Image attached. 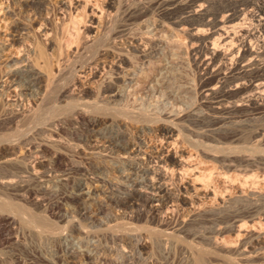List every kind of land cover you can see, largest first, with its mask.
I'll return each instance as SVG.
<instances>
[{
    "label": "bare ground",
    "instance_id": "1",
    "mask_svg": "<svg viewBox=\"0 0 264 264\" xmlns=\"http://www.w3.org/2000/svg\"><path fill=\"white\" fill-rule=\"evenodd\" d=\"M3 1L5 2L6 0H2L0 3L4 5ZM56 1L57 3L54 4H56L57 10L53 14L55 22L52 20L54 23L51 21L50 24L46 20L47 17H41L44 13H41L40 17L34 14L36 10L42 12L43 9L49 8V0H20V5L27 14L26 18L24 17L23 19L16 18L17 16L9 9L10 7L6 6L7 8L4 7V9L0 6V23H4L2 25L8 29L9 33L5 35L9 36L10 40L8 45L0 46V68L2 67L4 70V78L1 81L0 90L4 89V87L7 89V92L5 90L7 93L4 96L5 101H3L5 105L4 107L0 105V122L11 120L19 127V129L17 127L18 130L15 133H10L12 137L10 140L8 139V142L5 140L8 144L6 147L8 154L0 162L2 164L17 163L20 159L16 161V155H14L16 151L20 149L28 151L33 148V135L42 134L46 131L51 132L50 138L46 139L44 137L46 140L40 144L34 140L36 142L35 145L38 143L37 146L40 150L53 151V158L59 160L61 156L56 148H53L58 138L54 137L56 131L52 127L58 126L60 121L77 116L82 118L86 125L91 128L94 138L102 136L105 143L117 149L120 157L118 160H123L126 166L121 169L124 166L122 165L119 172L123 180L122 183L120 182L122 184L120 185L121 189L118 190L116 188L117 192H109L108 198L117 202L129 203L133 206H139L140 204L145 207V210L147 209L152 215L154 223L159 226H168L169 223L176 220L174 218H176V207L178 206L188 205L194 207L195 205H202L203 202L206 203V199L209 197V201L212 200L214 205L217 201V206L210 207L213 205L210 204V208L208 207L211 214L214 211H224L227 207L226 205L231 202L235 204V200L240 201L239 199L245 198L246 196L243 195L242 190L237 191L235 194L233 193L232 198L229 197L231 194L229 186L226 185L231 184L232 179H234L228 174L230 169L233 170L239 167L237 168L238 171H244L245 167L248 168L253 165L251 164L253 155H239L238 153V155H235L232 153L236 151L237 147L231 144L234 141L236 143V141L241 140L238 136L241 135L242 138L243 133L240 134L242 131L240 129L232 130L230 138L228 136L223 137L224 131L221 128H208L207 124L217 120L209 113L213 112V115L215 114L214 112L226 109L233 110V108L241 105H246L245 107L247 105H264V78L256 76L258 72L264 74V0H232L233 6L229 7L227 12L225 11V14H222V17H217L219 14L214 15L211 12V9L215 7V5L214 7L212 5L215 2L218 3L217 0ZM155 4H165L166 6H171L172 9L180 7V11H182L179 15H174V13V16L170 15L169 10L171 8L156 12L157 7L153 10ZM218 8L220 6L216 9L218 10ZM177 11L179 13V10ZM214 12L216 11L214 10ZM59 31L60 36H57L58 39L56 35ZM15 43H17V46L14 47ZM9 47H14V50L16 48L17 54H15V51L13 53L9 51ZM184 55L189 57V62L196 70L193 83H188L187 81V83L178 82V79L183 75L181 71L186 68L185 64H187V61H185L186 63L184 62V65L182 63L184 67L181 65L183 70L180 69L179 63L181 61L179 62V60L180 58L182 60ZM186 57L184 58L185 60H187ZM65 61H68L69 65H63ZM191 69H188V71ZM65 70L67 76L60 80V75ZM191 74H193L192 70ZM186 79L188 80V78ZM189 79H191L190 76ZM2 96L0 97L1 99ZM160 97L165 98L167 100L166 105L168 104L167 107H162V110L158 109V98ZM203 106L211 112L208 113L207 110H204L205 108H202ZM216 116L220 119L219 114ZM250 119L252 120L253 118ZM185 120L188 121L189 125L183 123ZM248 121L245 122L249 124ZM129 123L137 124L140 129L139 136L135 140L130 139L131 135L129 138L127 137L130 132ZM100 125L101 127H99ZM121 126H127L129 132L127 133V130L120 131L118 127L120 128ZM201 126H207V128H202ZM249 128L252 129L251 126ZM123 129L121 128V130ZM228 129H231V127ZM246 132L248 133V130ZM246 138L250 137L247 135ZM57 143L59 144L60 142ZM183 145L192 151V154H188L190 155L189 157L193 156L197 160L194 163L195 165L186 163L185 153L187 150H185ZM247 151L250 150L248 149ZM252 151L254 152L255 149ZM205 160L217 163L218 169L222 171L223 178L221 179H223L225 184L221 188L217 184L219 185L218 191L221 193L220 195L216 194L218 191L215 192L217 188L215 190L211 189L212 180L210 176L212 175L208 173L211 169L207 174L204 167L202 169V167L197 166V163L201 164ZM18 167L21 168L20 165ZM95 169L101 170V168ZM194 171H196V174ZM189 172H193L195 180L201 181L200 187L194 185V179H191L193 181L185 179L190 174ZM245 172L247 171L245 170ZM242 175L244 177L243 182H248L247 176L245 174ZM261 178L263 182H258L260 185L264 184V175ZM257 179L254 180L253 178L251 183H256ZM17 181L11 176L0 177V190L12 189L13 186H16ZM113 181L116 182L115 180ZM254 186L256 187L257 184ZM262 190L257 194L264 197ZM95 192V188L91 189L85 186L82 181H79L77 188L68 194V198L75 199V201L79 200L82 209L86 212L87 203ZM227 192L230 195L225 196ZM1 194L0 223L7 221L8 223L29 226L34 230L36 228V230L45 235V238L57 239V241L69 244L68 249L70 252L74 256L77 255L78 246H75L77 244L72 241L75 239L70 237L69 232H64L61 229L55 230L58 226H51L49 223L51 220H49L48 216L49 221L44 219L46 218L45 215L43 218L40 215H36V213L40 214V212L35 213L34 210V212L28 210L29 206H25L21 202L20 204H18L19 202H14L13 200L16 198L12 199L13 195L10 197L7 193V196L5 194L1 196ZM60 202L53 203L51 209L60 207ZM167 210L171 212L169 211L170 213L165 214ZM227 212L229 214V211ZM70 222L71 229L77 230V232L78 230L82 231L78 223ZM181 222L178 224H181ZM115 223L111 224L112 226L110 225L111 229L117 231L120 228L122 229L119 224L118 226ZM243 223L244 221L237 225L231 224L233 226L229 225V229L231 231L237 229L238 231V229L244 228L241 226L247 221ZM246 226L247 224H245ZM135 227L133 226L134 229ZM144 227L147 231L146 234H150V237L153 236V238L154 236L158 238L163 233V229L154 228V226L153 228L152 226L147 227V225ZM246 228L248 229L249 227L247 226ZM109 229L104 231H109ZM128 229H131V227ZM128 229L126 230L127 232L118 231L119 233H112L111 231L113 238L128 242L135 241L136 246L143 250L148 248L150 242L139 238L141 231L136 229L137 233L139 232V235H137L136 232H129ZM133 230L131 229V231ZM219 231L221 230L219 229ZM84 232L86 233L87 231L84 229ZM166 235L170 237L172 233H167ZM255 235L246 242L238 243L233 251L234 256H237L236 258H231L224 253L226 248L224 250L223 248L228 245H221L219 244L221 242L219 238L220 242H217L212 240L211 237H208L209 240L214 241L211 246L208 245V243H211L210 241L204 244L207 239L206 241L203 239L207 237H202L203 246L187 242L188 244L185 246L187 258L190 259L191 264H264V254L258 252L257 249L253 250V247L260 241V236ZM137 236L139 237L137 238ZM147 237L149 238V236ZM197 241L200 242V240ZM197 241L195 239V242ZM206 244L210 247H207ZM125 251L127 250L122 249L120 251L121 255L124 256ZM229 253L232 255L231 252ZM83 254L89 258L93 256L88 250H85ZM146 264L158 263L152 261Z\"/></svg>",
    "mask_w": 264,
    "mask_h": 264
},
{
    "label": "rangeland",
    "instance_id": "2",
    "mask_svg": "<svg viewBox=\"0 0 264 264\" xmlns=\"http://www.w3.org/2000/svg\"><path fill=\"white\" fill-rule=\"evenodd\" d=\"M0 1L2 2V0H0ZM19 1L20 0H11V1L8 0V2H7V0H6L5 2L3 1L4 5H3V3L2 4L0 3V6L2 8L6 7V6H8V8L10 7L9 9H11L15 13V16H17L16 18L23 19L24 17L26 18L27 14L25 13V11H23ZM90 1L92 2L93 0H90ZM231 1L232 0H220V1L217 0L218 3L215 2L212 5L213 7L215 5V7H214L215 9L211 6L216 12H214L213 9H211V12L214 15L219 14V16L217 15V17H222L225 14L224 12L225 11L227 12V9L229 7L233 6V3ZM49 2H48V4H49L50 9L47 7L46 9H43L42 12L40 10L39 11L36 10V11H34L35 12L34 14H36L37 16L40 17V14L44 13L43 15H41V17H47L46 20L50 24V22L52 20L54 21V18H55L53 14H55V12H56L55 10H57L56 9L57 6L54 3H57V1L56 0H49ZM216 6L217 7L220 6V8H218L219 13H218V10L216 9L217 8ZM156 7L158 9H156ZM165 8L169 10V8H171V6H166L165 4H159V5L155 4L153 6V10L156 9L155 10L156 12L163 10ZM177 8L178 7L173 8V9L171 8L172 10L171 9L169 10V12L171 13L170 15H172V16L179 15L182 10L180 11V7L178 9ZM220 9H221V11H222V9H224V11H222L223 13L220 11ZM177 10H179V13ZM49 19H51V20L49 21ZM53 21H52V23L55 22V21L54 22ZM2 24L4 25V23H0V46H2V45L5 46V45H8V43L10 42L9 36L5 35V34H8L9 31ZM1 25H2V27H1ZM59 34H60V31L57 33L56 37ZM15 46H17V43L14 44V47ZM14 47H11V48L9 47L10 48L9 51H12V53L15 51V54H17L16 53L17 50H16V48L14 50ZM185 57L186 56L184 55V57H182V60L180 58L179 62L180 61L181 62L180 63L178 62V63L181 66L182 63L184 65V62L187 61V64H185L186 65L185 67L188 69L192 68L191 70H192L193 74H191V70H189V71H188V69L186 70V68H183L184 66L182 65L183 67L181 66L180 69L181 68L184 69V70L181 69L184 71V72L183 71H181V72L183 73V75L184 74L185 75L184 76L182 75L180 77V79H178V82L182 81L180 83H183V82L185 83L187 81L188 83L189 82L193 83L196 70H195L194 66L191 65V62H189L190 61L189 57H186L187 60L184 59ZM63 65L67 66V65H69V62L65 61V63ZM66 70L60 75V80H63V78H66L65 77V76H67ZM186 71H187V73H185ZM188 74H190V75H188ZM186 75H188V76H186ZM189 76L191 79H189ZM256 76L258 78H264L263 77L264 74L261 72L256 73ZM260 76H262V77H260ZM3 78H4V70L1 67L0 68V84H1V81L3 80ZM186 78H188V80ZM2 89L0 90V97L3 94H5V95L2 96V99L0 98V103H1L0 105H1V107L2 106L4 107L5 103L3 104V101H5L4 96H6V94H7L6 93L7 89H5V87L3 89L4 91ZM5 90H6V92H5ZM1 91L3 92V94ZM158 99H159L158 100V103H159L158 109L159 110H162L164 107L168 106V104L166 105L167 100L165 98L163 99L160 97ZM160 100H162L163 102ZM245 106L246 105H241L239 107H236L237 110H236V108H233L234 111L232 109H226L227 111L221 110L219 112H214L215 114H213V115H212L213 112L209 113L211 111L207 110V108H205L204 106L202 108H205L204 110H207L211 116H213L215 119H217L214 122H209V124H207L208 128H214V129L221 128L224 131V135H222L223 137H226V136L229 137L230 134L232 133V130L234 131L236 129H238V130L240 129V131H242V132H240V134L243 133L242 138H241V135L238 136V138L240 137L241 140L239 139L240 141H236V143H234L235 142L234 141L231 144L232 146L237 147L236 151L234 150L235 152H232V153L235 155H238V154L239 155H247L248 154V156L253 155V160L251 163L253 165L250 164L251 166L248 165L250 167H248V168L245 167V170L247 172H245V170L244 171H238L237 168H239V167H237L233 170L230 169L232 171L229 170V172H228L229 176H231L234 179H232L233 181L231 182V184H226L229 186V192L231 195L227 192V194H225V196H228V194H229L230 195L229 197L232 198V195L237 193V191L242 190L243 195L246 196L247 198L246 197L241 198L242 200L239 199L240 201L235 200V202H234L235 204H233L231 202L230 203L231 205L230 204L226 205L227 206V207L225 206L226 209L224 208L225 209V210L223 209L224 211H219L220 213L218 211H214L213 213L210 214L209 208L217 206L216 205L217 201L215 202V205H214V202L212 200L209 201V197L207 198L208 200L206 199V203L203 202L204 206H203V204L202 205L201 204L195 205L194 206L195 209H193L194 207H190L188 205L178 206V207H176L177 208L176 218H174L176 220L169 223L168 226H166V225L159 226L157 223H154V221L152 219V215H150V213L147 211V209L145 210V207L141 206L140 204H139V206H137V205L133 206L132 204L130 205L129 203L117 202V201L110 200L108 198L107 195L109 194V192H117L118 190L121 189L120 185H122L121 183L123 182V180L120 177L119 172L121 169H124L126 166H125L123 160H120V161L118 160V159H120V157L117 153L118 152L117 149L114 147H111V145L105 143V141L103 140L104 138L102 136H101L102 138L99 136L98 138L95 137V138H97V139H95L94 136H92L93 131L91 130L90 127H88L86 125L85 121L82 118H78L77 116H72L71 118H69L67 120H63V121L59 122L58 126L60 129L58 128L57 125L56 126L58 129L56 128V126L52 127V129H54L56 131L54 137L58 138V139H56V141L54 143L55 147L53 145V148L54 149L56 148L57 152L61 156L59 158V160L53 158V154H54L53 151L42 150V149L40 150V148L37 146L38 143L35 145L36 142H39V144H40V143H43L47 138H50L49 135L51 132L46 131L47 133L45 132L42 134H40V133L34 134L33 138H32V141L34 142L33 146H32L33 148L29 149L30 151L29 150L27 151L26 149H20L21 152H20V150H18L19 149L18 148L17 149L18 151H16L17 154L16 153L14 154V155H16V161L20 159L17 162L18 164L17 163H15V164L14 163H9V164L3 163L2 164L0 162V177H3V176H9L10 177L11 176V177H14L16 180L19 181V182L17 181L16 186L15 187L13 186L12 189L11 188H9L7 190L4 189V191H3V189L0 190V194L2 193V194L6 195V193H7L8 196H10V197L13 195V197H11V198L12 199L16 198L13 200L14 202H16V203L19 202L18 204H20V202H21V204H25V206H29V208H27V207L26 208L28 210H30L31 212H34V211H35V213L40 212V214L36 213V215H40V217H42V218L46 216V218H44L46 220H48V218H50L49 220H51V221H49V220L48 221L51 224V226H55V227L58 226L57 229H55V230L61 229L64 232H69L70 237L72 239H75V240H72V239L71 240L74 242V244H77L75 246L76 247L78 246L77 249L79 251H78L77 255L74 256L70 252V250L68 249L69 244L67 245L63 241H59V240L57 241V239L45 238V235H43L41 232L36 230V228L34 230V229H32V227L25 226V225H24L25 226V228H24L23 225H18V223L13 224L10 222L8 223L7 221H3L0 223V264H92V263H95V264H129V263L130 264H142V263L146 264V263H149L152 261L157 262L158 264H186V263L191 264L190 259L187 258L188 255H187L186 249H185V246L188 243H192V244L196 243L197 245L200 244L201 246H203L205 243H208L210 241L211 243H208V245L211 246L214 241L218 242L220 239L221 242L222 241H224V242L221 243L219 241L220 242L219 244L228 245V246H225L223 248V250L226 248L225 250L226 251L228 250L227 251L228 253L226 251L224 253L226 255L228 254L231 258H236L237 256H234L235 254L233 251L237 247L238 243H243V242L248 241L249 239L254 237V234H256L255 236H257V235L260 236V241L258 244H256L254 246L255 248L253 247V250L257 249L258 252L264 254V249H263L264 248V244H263L264 243V197L259 196L257 194L260 192L261 189H263L261 192H264V184L260 185V183L263 182L262 178L260 179V177L261 176L263 177V175H264V135H263L264 134V129H263L264 128V105H262V106H260V105L259 106L258 105L257 106H248L247 105V107H245ZM228 110H230V111L232 110V111L230 112ZM222 112L224 113L223 115H222ZM249 112H251V113H249ZM216 113L219 114V117L221 120L218 119V116H216L217 115ZM221 116H222V118H221ZM228 117H230V118H228ZM249 117L253 118V119L251 120ZM223 119H225V120H223ZM235 119L240 120V121H236ZM243 119L244 120L246 119L245 120L246 122L250 119L248 121L249 124H247ZM229 120H230V122H229L230 124L228 123ZM232 120H233V122H232ZM242 121H243V123H242ZM220 122L224 126L221 125ZM235 122H237V123H235ZM130 123L128 124L129 125L128 128L130 129L131 133L129 132V129H127L128 125L127 126H121L120 128L118 127V129H120V131H126L127 130L126 132L127 133L129 132L128 134L125 132L127 134V137L129 138V136L131 135L130 139L135 140L139 136V133H140L139 130L140 129L138 128L137 124L135 125V123H133V124H130ZM183 123L185 125L186 124L189 125L188 121H186V120H185V122L183 121ZM240 124H243L244 126L240 125ZM246 125H248V126L246 127ZM190 126L192 127V125H190ZM207 126H201V127L207 128ZM249 126H251L252 129H250ZM17 127L18 126H16V123L11 122V120H4V121H2V123L0 122V138L3 139V140L0 139V141H1L0 142V160H2L8 154L7 148H6L8 144L6 143L5 140H7V142L10 140V138L12 137V134L15 133L19 129V127H18V129H17ZM99 127H101V125ZM123 127H124V129H123ZM230 127H231V129H228ZM121 128L123 130H121ZM249 129H250V132H249ZM247 130H248V133L246 132ZM132 131H133V134H132ZM10 133H12V134H10ZM8 134H10V135H8ZM247 135L251 139H252V137H254V138L252 140L250 138H246ZM145 136H146V134H145ZM44 137H46V139ZM131 137H133V138H131ZM243 141H245L244 142L245 144L243 143ZM57 142H60V143L58 144ZM103 143H105L106 145ZM239 143H241V144H239ZM57 144H58V146H57ZM183 146H184L185 150H187V152L185 153V158H186L185 161H187L186 163L189 165H195L194 163H196L197 160H195L193 156L189 157L190 156L189 154H192V151H190V148H187V146H185V145H183ZM246 147H247V149H246ZM250 148L252 150L255 149V151L253 152ZM248 149L250 151H247ZM258 149H261V150H258ZM31 150L34 152H32ZM23 152H24V154H22ZM252 153H255V154H252ZM62 154H63V156H62ZM186 156H188L189 158ZM64 157H66L65 161H64ZM61 158H62V160H61ZM20 162H21V164H20ZM10 164H13V165H10ZM19 165L21 166V168L18 167ZM59 165H60V167H58ZM122 165H124V166L122 167ZM103 166H104V168L102 169ZM197 166L202 167V169L204 167V170L206 169L205 170L206 172L204 171L205 173H207L211 169V171L208 173H211V175H212V176H210V178L212 180L211 181L212 182L211 183L212 184L211 189L215 190V188H217L215 192H217L219 190V187H218L219 185L221 188L225 184L223 182V179H221V178H223V174L221 173L222 171L218 169L219 167L217 166V163L215 164V162H213V161L209 162V161L205 160V161H202L201 164L197 163ZM95 168H101V170H98ZM105 168H106V170H104ZM234 170H235V172H234ZM194 172L196 174V171H194ZM192 173L193 172H191L188 176H186L185 179H187L188 181H193V180H191V179H194L193 178L194 175ZM242 174H245L247 176L248 182H245V183L243 182L244 177ZM259 174H261V175H259ZM233 175H235L237 177H235V176L233 177ZM252 177L254 178V180L258 178L256 183H251L253 181ZM107 180H108V182H107ZM113 180H115L116 182H114ZM120 180H122V181H120ZM196 180H195V182L193 181L194 185L196 187H200L199 185L201 184V181L200 180L196 181ZM79 181H82L85 184V186H87L91 189L95 188V190H96L95 194L93 193V197L91 198V200H89V202L87 203L86 212L82 209L81 202L79 200L75 201V199L68 198V194L77 188V183ZM23 182H25V183H23ZM258 182H260V183H258ZM117 184H118V186H117ZM217 184H219V185H217ZM256 184H257V186L255 187L254 185H256ZM116 188L118 190H115ZM48 189H49V191H48ZM2 194H1V196H3ZM216 194L220 195L221 193H219V191H218ZM19 197H21V198H19ZM17 199H18V201H16ZM55 202H60L61 203L60 207L52 210L51 205ZM210 204L211 205L213 204V205L210 206ZM232 204H233V206H232ZM198 206H200V207H198ZM202 207H203V209H202ZM228 209H231L232 211L228 210ZM81 210H82V212H81ZM201 210L204 213L203 215H202ZM169 211L170 210H167V212H165V214L171 212V211L170 212ZM180 211H182V212H180ZM187 211H189L188 214H187ZM227 211H229V214ZM221 212H223V213H221ZM197 215H199V216H197ZM207 215H209V216H207ZM47 216H48V218H47ZM134 217H136V218H134ZM183 217H184V219H183ZM102 218H104V219H102ZM181 218H182V220H181ZM185 219H186V221H185ZM241 219H242V221H244V223L247 221V223H245V224H247V226L251 229H249V228L247 229L246 228L247 226L245 227V224L243 223L244 225L241 227H244V228H240V229H238V231H237V229L236 230L234 229L231 231L229 229L230 228L229 225H231V224L237 225V224L242 222ZM110 220L113 223H111ZM208 220H210V221H208ZM239 220H240V222H238ZM70 221H73L74 223H78L80 225V227L82 228V231L78 230V232L80 231L78 233L77 230L71 229L70 228V223H71ZM122 221H124V222H122ZM143 221H145V222H143ZM180 221H182L181 224H178V223H180ZM234 222H236V223H234ZM114 223H115V225L119 224L122 227V229L119 227L120 230H118V231H120V232H127L126 230L130 227L133 230L134 229L133 226H136L137 228L142 227L140 229H137L135 227V229H134L135 231L134 230L131 231V229H128V231L133 232V233L136 232L137 235L141 234V235H139L140 237L137 236V238L139 237L140 239L148 240L150 242L148 245V248H145V250H143V249L139 248V246H136L135 241H132L133 242L132 243L130 241L128 242L126 240H119V239L113 238L112 233H119L117 230L111 229L110 225L111 224L113 225ZM218 223H219V225H218ZM196 224H198V225H196ZM143 225L144 226L147 225V227L152 226V228H153V226H154V228L157 227V228L163 229V233H161L158 236V238L156 236H154V238H153L152 235H151L152 237H150V234H148V233L146 234L147 231ZM233 225H231V226H233ZM21 226H22V228H21ZM109 227H110V229H109ZM224 227H225V229H224ZM84 229L88 232V233L86 232L87 234L84 232ZM108 229H109V231H104V230H108ZM136 229L141 231V232L140 233L138 232L139 233L138 234ZM214 229L216 230V232ZM219 229L222 232L219 231ZM23 230H25V231L23 232ZM142 230H144V231H142ZM111 231H112V233H111ZM164 232H165V234L172 233V235H170V237H168L169 235L165 236ZM179 232L181 235L179 234ZM17 233H18V235H17ZM192 234H193V236H192ZM83 235H84V237H83ZM147 236H149L150 239ZM189 236H191V237H189ZM202 237L203 238L207 237V238L203 239ZM208 237L209 238L211 237V239L214 241L212 242V240L211 239L209 240ZM220 237L221 238L223 237L222 238L223 240ZM152 238H153V240H152ZM163 238H165V239H163ZM195 239H196V241L200 240V242L199 241L195 242ZM202 239L205 241L207 239V241L204 242V241H202ZM231 240L232 241L234 240L236 245H235L234 241L232 242ZM201 241L204 242V244H202ZM160 242H161V244H160ZM226 242H227V244H226ZM122 243H124V244H122ZM125 243H126V245H125ZM208 245L206 244L207 247H210ZM170 246H172V247H170ZM206 246H204V247H206ZM117 247H119V248H117ZM122 249L127 250V251H125L124 256L121 255V253H120V251ZM85 250L90 251L93 256H91L90 258L87 257L85 254H83ZM229 252H231L232 255ZM133 255H134V257H133ZM150 255H151V257H150ZM140 256L143 258H141ZM93 260H95V261H93Z\"/></svg>",
    "mask_w": 264,
    "mask_h": 264
}]
</instances>
